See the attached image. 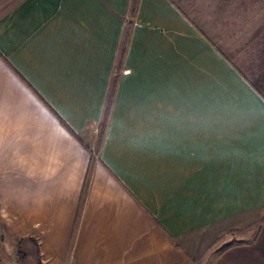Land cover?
I'll use <instances>...</instances> for the list:
<instances>
[{"label": "crops", "instance_id": "0c3cea01", "mask_svg": "<svg viewBox=\"0 0 264 264\" xmlns=\"http://www.w3.org/2000/svg\"><path fill=\"white\" fill-rule=\"evenodd\" d=\"M194 5L0 0V264H200L264 209V26L225 54Z\"/></svg>", "mask_w": 264, "mask_h": 264}, {"label": "rangeland", "instance_id": "374dc122", "mask_svg": "<svg viewBox=\"0 0 264 264\" xmlns=\"http://www.w3.org/2000/svg\"><path fill=\"white\" fill-rule=\"evenodd\" d=\"M192 1L194 9L187 12L225 54L247 44L264 26V0ZM211 230L199 243L194 240L186 246L198 263L264 264V209L249 214L241 224H218ZM19 263L32 264L25 259Z\"/></svg>", "mask_w": 264, "mask_h": 264}, {"label": "trees", "instance_id": "16d2710c", "mask_svg": "<svg viewBox=\"0 0 264 264\" xmlns=\"http://www.w3.org/2000/svg\"><path fill=\"white\" fill-rule=\"evenodd\" d=\"M138 2H139V0H132V6H131V14L132 15L136 14V11L138 8ZM133 27H134V22H132V21L129 22L128 27L126 28L124 35H123L122 46L120 49V58H124L126 56L127 49H128L129 43H130V35H131L132 30H133ZM116 83H117L116 80H114L112 82V85L110 88V93L108 95V108L106 110V115H105L104 120H103L102 125H101L102 131H104V132L106 130L107 123L109 120V108L112 105V103L114 102V98H115ZM24 259H25V255L21 252L20 249H18V262L17 263L20 264L19 263L20 260H24Z\"/></svg>", "mask_w": 264, "mask_h": 264}]
</instances>
